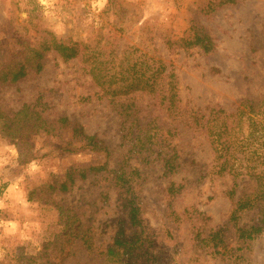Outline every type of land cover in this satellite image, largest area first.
<instances>
[{"label": "rangeland", "instance_id": "1", "mask_svg": "<svg viewBox=\"0 0 264 264\" xmlns=\"http://www.w3.org/2000/svg\"><path fill=\"white\" fill-rule=\"evenodd\" d=\"M209 4L0 0V68L23 60L28 47L37 48L45 34L77 49V58L68 63L48 54L39 74L30 72L17 84L0 86V123L30 106L43 110L49 122L67 117L110 151L105 157L86 150L57 125L50 134L33 127L13 138L0 133V264H102V258L88 255L80 239L91 238L98 251L113 243L125 222L113 182L120 173L131 182L142 219L140 229L125 233L134 231L144 243L125 254L121 249L117 264H264V226L251 240L239 238V231L256 225L258 216L249 211L235 223L229 220L234 206L226 193L233 181L217 174L208 141L170 125L158 96L145 90L160 60L166 69L159 74L157 92L163 95V76L171 71L181 111L231 114L241 102L264 96V0L201 10ZM196 29L212 38L215 49L209 55L177 43ZM94 60L114 80L122 100L135 105L124 125L91 82L88 65ZM245 129L242 125L239 136L246 135ZM136 137L144 148L134 146ZM151 137L155 144L160 137L173 139L179 156L173 177H163L161 160L168 151L150 146ZM105 163L107 173L76 177L67 193L60 192L69 170ZM171 183L181 187L175 195L168 193ZM238 185L235 200L250 186L248 179Z\"/></svg>", "mask_w": 264, "mask_h": 264}, {"label": "trees", "instance_id": "2", "mask_svg": "<svg viewBox=\"0 0 264 264\" xmlns=\"http://www.w3.org/2000/svg\"><path fill=\"white\" fill-rule=\"evenodd\" d=\"M211 1L212 4L201 10L213 12L221 6L233 5L237 2V0ZM177 43L183 45L184 47L182 48L186 49L188 48L187 46L198 48L204 55H209L215 49L212 38L199 29L190 30L189 36L186 39H180ZM48 54L57 56L63 63H68L77 58V49L74 45L70 46L68 43L45 34L37 44V48L28 47L23 60L14 61L13 65L0 68V86L17 84L25 79L30 72L39 74L43 70L44 61ZM156 64L157 71L151 77L150 84L145 90L150 95L158 96L160 104L166 109L170 125L180 126L184 130L200 133L208 141L218 164L217 174L220 176L228 175L233 181L232 189L226 193L227 199L234 206L229 220L235 223L240 213L255 211L258 216L256 225L240 230L239 238L251 240L254 236H259L264 226V96L257 102L250 100L241 102L231 114H226L221 109L211 112L208 116L199 113V111H181L177 83L171 71L164 75L166 77L163 76L164 80H166L162 88L163 95L160 96L157 92L159 74L165 73L166 66L160 60L156 61ZM88 68L91 82L101 91L103 97L108 98L109 104L117 112V115L123 119L124 125L128 121L127 119L135 114L134 103L130 99L122 100V93L115 89L114 80L110 81L105 76L106 71L102 68V63L94 60V63H90ZM142 90L144 91V89ZM56 125L59 131H70L71 138L78 141L82 148L109 157L110 151L104 145V142L96 138V136L87 135L79 124L72 122L65 116L59 117L55 122H49L43 110L38 112L30 108V106L21 108L13 115L10 121L4 120L1 122L0 133L13 138L17 133L21 132V129L33 127L36 130H42L45 134H50L55 130L53 126ZM242 125L246 128V135L240 133L241 136H239ZM172 130L176 132L175 128H172ZM122 131L126 133V128H123ZM170 131V128H168L167 134L171 135V138V133L173 132ZM126 135H123L122 138H126ZM137 138L134 140V146H138L141 149L144 148L141 139ZM153 138L151 137L150 142H148L150 146H157L162 150L167 149L168 151L162 158L161 163L163 177L171 178L176 174L178 168L179 156L177 147L173 144V139L169 140L160 137V143L155 144L153 143ZM258 150H261V152L258 153ZM245 156L249 157L246 159V163L243 161ZM257 161L258 166H262V168L257 169ZM245 164H251V166ZM107 172L106 163L102 166H91L87 169H71L66 173L65 181L59 185V190L61 193H67L69 187L74 184L76 177L84 180L88 175L98 176ZM245 179H248L250 185H247L249 186L247 193L240 199L235 200L236 190L240 187L238 182ZM113 182L114 188L119 194L122 213L125 216V222L120 224L113 243L105 251H98L93 246L91 238L83 237L80 239L88 255L102 258V264H117L122 259L120 258L122 256L120 255L121 249H124L123 254H125L131 252L133 245H143L144 243L143 239L135 235L134 231L131 232V236H127L125 233L126 229L136 230L142 226L141 213L137 202L138 198L132 190L131 182L125 179L123 173L116 175ZM245 185L246 183L243 186ZM180 189L181 187L171 183L168 193L175 195ZM59 210L62 213V209L60 208ZM215 236L217 237L218 233Z\"/></svg>", "mask_w": 264, "mask_h": 264}]
</instances>
